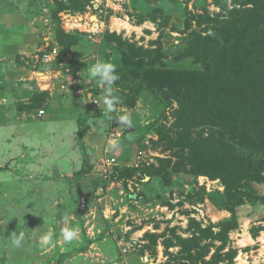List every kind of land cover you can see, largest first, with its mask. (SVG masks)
Instances as JSON below:
<instances>
[{
  "label": "rangeland",
  "instance_id": "obj_1",
  "mask_svg": "<svg viewBox=\"0 0 264 264\" xmlns=\"http://www.w3.org/2000/svg\"><path fill=\"white\" fill-rule=\"evenodd\" d=\"M233 5L232 0L228 9L217 0H0V42L15 34L13 43L34 61L26 65L33 70L29 94L40 101L45 118L33 139L21 124L6 129L12 138L29 139L38 163L14 172V163L0 157V264H264V127H248L242 130L247 138L234 135L233 142L225 128L179 126L184 118L212 115L203 107L195 111L206 100L196 86L216 75L212 57H200L209 51L200 40L229 20ZM56 26L62 31L57 35ZM54 48L52 64H44L43 54ZM97 60L117 66L120 104L113 115L129 113L134 128L125 130L102 106L86 103L89 93L103 95L90 75ZM48 71L52 75L33 73ZM58 87L83 90L75 89V98L89 106L94 119L77 125L46 117L53 103L43 91L55 94ZM110 138L120 141L115 152L104 150ZM222 154L237 169L206 172L218 166L208 158ZM111 158L118 165H109ZM79 189L91 194L84 215L78 213ZM65 215L78 230L71 244L59 236ZM15 231L25 233L20 248L11 244ZM48 231L53 243L41 248L37 239Z\"/></svg>",
  "mask_w": 264,
  "mask_h": 264
},
{
  "label": "trees",
  "instance_id": "obj_2",
  "mask_svg": "<svg viewBox=\"0 0 264 264\" xmlns=\"http://www.w3.org/2000/svg\"><path fill=\"white\" fill-rule=\"evenodd\" d=\"M48 1L52 2V0ZM217 1L224 9H228L226 6L228 0ZM232 2L234 9L229 13V20L220 21L216 24L214 33L200 40V45L209 50L200 57L201 59L204 55H207V58L212 57V64L216 66V75L215 80L207 81L205 85L199 83L196 86L200 92L198 93L200 98L203 96L206 100L203 101L201 98L202 103L195 111L196 113L205 111L202 110L203 107L212 115L205 113L198 118L192 112L190 114L191 117L194 116L193 120L189 121V118H184L179 126L181 125L184 131H193L205 126L225 128L231 132L234 142L236 139L234 135L238 138L246 137L242 130L248 127L262 130L264 127V0H232ZM54 31L55 33L56 31L62 32L57 26ZM55 41L61 44L58 37ZM60 63H63L62 60H58L59 65ZM59 65L56 66V70L65 71ZM92 97L97 99V95H92ZM88 105L98 108L90 101ZM40 107V101L34 98L24 109L31 113L35 110L39 115L42 111ZM183 107L191 112L187 106ZM190 150L195 152L197 148L190 146ZM261 152L264 154V148ZM195 158L199 160L197 153ZM229 158L230 156L223 154L218 159L208 158L218 166L208 168L206 172L237 169L227 163ZM202 164V168L205 169L206 163ZM86 171H89L88 165L83 168V172ZM251 172H254L253 169ZM253 175L260 182L261 176L254 173Z\"/></svg>",
  "mask_w": 264,
  "mask_h": 264
},
{
  "label": "crops",
  "instance_id": "obj_3",
  "mask_svg": "<svg viewBox=\"0 0 264 264\" xmlns=\"http://www.w3.org/2000/svg\"><path fill=\"white\" fill-rule=\"evenodd\" d=\"M12 35L15 34L8 33L4 40L0 42V157L3 163L5 161L13 162L14 165L12 166L11 164V168H15L14 172H16L21 168H28V165L32 161L33 164H36L38 162L35 161L36 152H31L32 147H28L29 139L27 140L26 138H23L21 136H18V138L16 139L12 138V136H10L6 131L7 127L10 125V123H12V126H14V124H21V127L19 129L26 127L28 135L33 139L34 129H38V125L39 127H41V124H44L43 121L45 120V118L42 119L40 117L42 120L37 119L39 118V115L35 110L33 113H31L28 110L24 109V107L28 106L32 100L29 94V91H31L32 89L30 88L31 79L29 78L30 75H28V73L33 71L31 67L32 64H34V61L31 59L28 60V55L24 56L25 52L22 51L24 47L22 48V46H20V43L18 46H16L13 43ZM46 55L47 53L43 54L42 61L44 62V64L46 63V65L52 64L45 61L44 57ZM17 60H19V64H23V69L28 64H31V67H26L27 70L21 71L23 69H18L16 66ZM59 72L65 75L67 71ZM33 73L41 75H52V72L49 71L46 73ZM60 83L61 82H58V84ZM75 89L78 93L83 92V90L79 89V87H74V89L72 88L73 92L70 89L68 90V92L61 91V88L58 87L55 94H51L47 89L44 90L43 92L50 94V101L53 103V106L51 105L52 107L50 109H45L46 117H49V119L61 118V121L66 122L74 120L76 121L77 125H82L83 123L88 124V120L90 121L91 118L94 119V116H92V113L90 112L91 109L89 108V106L82 105L81 98L80 100H77L78 98H75ZM54 101L56 104L54 103ZM77 101H79L78 106ZM51 123H56V121L50 123L46 122L45 127H48ZM53 125L55 124H51V126ZM86 128H89V126H86ZM88 132L89 129H87L86 133ZM8 157L10 158L7 159ZM0 167L2 166L0 165ZM82 168H84V166ZM80 169L79 171H81Z\"/></svg>",
  "mask_w": 264,
  "mask_h": 264
},
{
  "label": "clouds",
  "instance_id": "obj_4",
  "mask_svg": "<svg viewBox=\"0 0 264 264\" xmlns=\"http://www.w3.org/2000/svg\"><path fill=\"white\" fill-rule=\"evenodd\" d=\"M90 75L95 78L98 85L103 88V95L97 99H93L91 93H89L86 103L90 101L91 104H95L99 108H104V115L111 120H115L117 124L125 130L134 128L133 120L129 113L116 114L117 106L120 104V98L116 94L114 85L120 79L117 73V66L108 61L97 60L90 69ZM131 138V137H129ZM120 147V141L117 139H109L105 144V152H115ZM61 223L64 225L59 230V236L66 244H71L78 237V230L74 227H69L70 216L65 215L61 219ZM54 233L52 231L41 234L37 242L41 248L51 246L53 243ZM11 244L16 248H20L25 241V233L23 231L13 232L11 234Z\"/></svg>",
  "mask_w": 264,
  "mask_h": 264
},
{
  "label": "water",
  "instance_id": "obj_5",
  "mask_svg": "<svg viewBox=\"0 0 264 264\" xmlns=\"http://www.w3.org/2000/svg\"><path fill=\"white\" fill-rule=\"evenodd\" d=\"M78 194L80 197V206L78 208V213L80 215H84L88 209V203L91 194H84L81 189H79ZM180 264H186V263H180Z\"/></svg>",
  "mask_w": 264,
  "mask_h": 264
},
{
  "label": "built area",
  "instance_id": "obj_6",
  "mask_svg": "<svg viewBox=\"0 0 264 264\" xmlns=\"http://www.w3.org/2000/svg\"><path fill=\"white\" fill-rule=\"evenodd\" d=\"M57 50H58L57 48H54V49H53V53H51L50 55L47 54V55L44 57V58H45V61H46L47 63H52V62H53V57H55V55L58 53ZM43 115H44V112H43V111H40V112H39V116H40V117H43ZM107 162H108L109 165H112V166L118 165L116 159H114V158L108 159Z\"/></svg>",
  "mask_w": 264,
  "mask_h": 264
},
{
  "label": "bare ground",
  "instance_id": "obj_7",
  "mask_svg": "<svg viewBox=\"0 0 264 264\" xmlns=\"http://www.w3.org/2000/svg\"><path fill=\"white\" fill-rule=\"evenodd\" d=\"M95 19V18H94Z\"/></svg>",
  "mask_w": 264,
  "mask_h": 264
}]
</instances>
